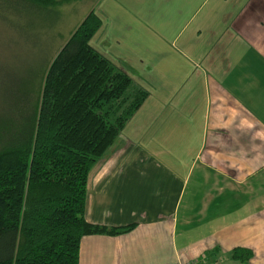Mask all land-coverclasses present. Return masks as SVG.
<instances>
[{"label": "crops", "instance_id": "obj_1", "mask_svg": "<svg viewBox=\"0 0 264 264\" xmlns=\"http://www.w3.org/2000/svg\"><path fill=\"white\" fill-rule=\"evenodd\" d=\"M161 2L148 96L87 180L88 222L134 226L84 235L78 264H264V0Z\"/></svg>", "mask_w": 264, "mask_h": 264}, {"label": "trees", "instance_id": "obj_2", "mask_svg": "<svg viewBox=\"0 0 264 264\" xmlns=\"http://www.w3.org/2000/svg\"><path fill=\"white\" fill-rule=\"evenodd\" d=\"M68 1L0 0V12L12 26L26 19L30 27ZM101 25L90 10L44 60L35 89L26 81L0 115V264H78L84 235H117L134 226L84 217L89 172L148 96L91 45ZM251 257L248 248L231 251L241 264Z\"/></svg>", "mask_w": 264, "mask_h": 264}, {"label": "rangeland", "instance_id": "obj_3", "mask_svg": "<svg viewBox=\"0 0 264 264\" xmlns=\"http://www.w3.org/2000/svg\"><path fill=\"white\" fill-rule=\"evenodd\" d=\"M126 2L72 0L52 8V12L42 20H34L30 27L26 19L14 20L13 23L19 24V28L10 25L6 12L1 11L0 115L7 111L12 95L23 91L26 81L30 82L32 90L35 89L44 60L55 55L74 28L92 9L101 16L102 25L90 39L91 45L97 47L99 43V46L103 45L106 50L132 53V60L128 63L133 65L129 70L134 80L145 88L144 65L138 60L145 54L146 45L150 43L148 39L153 43L162 42L159 37L161 28L168 24H165L161 12V0ZM4 6L7 11L6 5ZM145 12H149L147 19ZM174 20L176 21L175 18ZM112 60L115 62V58L112 57Z\"/></svg>", "mask_w": 264, "mask_h": 264}]
</instances>
